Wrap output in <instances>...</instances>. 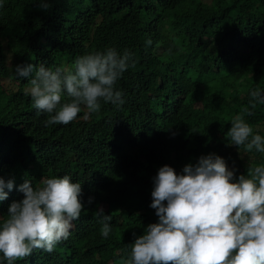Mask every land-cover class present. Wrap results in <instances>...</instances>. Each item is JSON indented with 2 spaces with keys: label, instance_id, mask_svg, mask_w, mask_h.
Masks as SVG:
<instances>
[{
  "label": "trees",
  "instance_id": "16d2710c",
  "mask_svg": "<svg viewBox=\"0 0 264 264\" xmlns=\"http://www.w3.org/2000/svg\"><path fill=\"white\" fill-rule=\"evenodd\" d=\"M109 48L133 53L134 67L115 86L125 103L101 102L87 119L82 110L67 125L45 126L48 114L25 93L32 76H18L16 66L72 69L77 57ZM254 89L264 92V0H52L48 11L37 0H0V177L14 180L0 217L23 199L25 179L40 187L42 178L68 175L83 186L85 205L67 240L13 264H122L133 232L158 222L150 204L160 167L181 174L210 153L236 176L264 164V153L226 138L245 108V121L264 136V104H249ZM100 207L115 228L107 239Z\"/></svg>",
  "mask_w": 264,
  "mask_h": 264
},
{
  "label": "clouds",
  "instance_id": "9594fccd",
  "mask_svg": "<svg viewBox=\"0 0 264 264\" xmlns=\"http://www.w3.org/2000/svg\"><path fill=\"white\" fill-rule=\"evenodd\" d=\"M51 6L52 0H37L43 11ZM134 65L130 50L121 54L109 48L77 57L72 69L52 70L38 63L17 65L16 74L32 76L25 93L38 114H48L45 126L67 125L82 110L85 119L99 112L101 102L122 106L124 94L115 86ZM249 96L251 108L264 104V92L254 89ZM245 114L252 112L245 108L232 118L226 133L229 146L264 153V136L254 134ZM228 165L223 157L210 153L195 164H186L181 174L171 166L160 167L153 177L150 204L158 222L147 225L139 236L133 232L122 264H264V164H249L246 174L239 176ZM41 185L34 187L25 179L18 187L23 199L13 201L7 216L0 217V259L7 264L37 249L52 252L69 238L76 225L73 221L84 210L83 186L70 176L42 178ZM13 187V179L0 177V202L7 199L5 188ZM93 199L89 197L88 203ZM96 215L102 221L101 235L107 239L111 216L102 207Z\"/></svg>",
  "mask_w": 264,
  "mask_h": 264
},
{
  "label": "bare ground",
  "instance_id": "6f19581e",
  "mask_svg": "<svg viewBox=\"0 0 264 264\" xmlns=\"http://www.w3.org/2000/svg\"><path fill=\"white\" fill-rule=\"evenodd\" d=\"M106 125H107V124H106ZM164 125H165V124H164ZM104 126H105V125H104ZM163 127H164V126H163ZM165 128H166V126H165ZM167 128H168V127H167ZM167 128H166V129H167ZM161 129H162V128H161ZM108 130H109V129H108ZM168 130H169V129H168ZM109 131H110V130H109ZM161 131H162V130H161ZM162 132H163V131H162ZM170 132H171V131L167 132V134L170 133ZM77 153H79V152H77ZM73 156H74V155H73ZM78 156H79V155H78ZM82 157H83V156H82ZM85 157H87V156H85ZM84 159H86V158H84ZM84 159H83V160H84ZM79 161H80V160H79ZM75 162H76V161H75ZM116 164H117V163H116ZM116 164H115V165H116ZM71 166H72V165H71ZM115 167H116V166H115ZM111 170H112V169H111ZM106 174H107V173H106ZM105 176H106V175H105ZM104 180H105V179H104ZM153 214H154V213H153ZM78 219H79V218H78ZM82 219H83V218H82ZM79 220H80V219H79ZM76 221H77V220H76ZM81 221H82V220H81ZM77 222H78V221H77ZM79 222H80V221H79ZM111 222H112V221H111ZM74 223H75V222H74ZM90 223H91V222H90ZM90 223H89V224H90ZM89 224H88V225H89ZM77 225H78V224H77ZM80 225H81V224H80ZM90 225H91V224H90ZM85 226H86V225H85ZM78 227H79V226H78ZM82 228H84V227H82ZM82 228H81V229H82ZM76 229H77V228H76ZM78 229H79V228H78ZM114 229H115V228H114ZM114 229H113V230H114ZM113 230H112L111 232H113ZM100 231H101V230H100ZM100 231H99V232H100ZM118 231H119V230H118ZM77 232H78V230H77ZM80 232H81V231H80ZM114 232H115V231H114ZM114 232H113V233H114ZM81 233H82V232H81ZM95 233H97V232H95ZM97 234H100V233H97ZM111 234H112V233H111ZM115 234H116V233H115ZM115 234H114V236H115ZM92 236H93V235H92ZM119 236H120V235H119ZM93 237H94V236H93ZM96 237H97V236H96ZM100 237L103 238L101 235H100ZM121 237H122V236H121ZM110 238H111V237H110ZM112 238H114V237H112ZM93 239H94V238H93ZM95 239H97V238H95ZM97 240H98V239H97ZM64 243H65V242H64ZM65 244H66V243H65ZM66 245H67V244H66ZM66 245H65V247H68V246H69V248H71V247H70L71 244L68 245V246H66ZM87 245H89V244H87ZM58 246H59V245H58ZM59 247H60V246H59ZM69 248H66V249H69ZM56 249H57V248H56ZM86 249H87V248H86ZM57 250H58V249H57ZM69 250H70V249H69ZM87 250H88V249H87ZM39 252H40V250H39ZM84 252H85V251H84ZM41 253H42V252H41ZM43 253H44V252H43ZM44 254H45V253H44ZM46 254H47V252H46ZM46 254H45V255H46ZM48 256H50V255H48ZM48 256L46 255V259H47ZM42 257H43V255H42ZM50 257H51V256H50ZM50 257H49V259H50ZM34 259H35V258H34ZM29 261H30V260H28V262H29ZM32 261H33V260H32ZM36 261H37V260H36ZM40 261H41V260H40ZM44 261H45V260H44ZM44 261H43V262H44ZM46 261H47V260H46ZM50 261H51V260H50ZM72 261H73V260H72ZM25 262H26V261H25ZM37 262H38V261H37ZM37 262H36V263H37ZM43 262H42V263H43ZM26 263H27V262H26ZM33 263H35V262H33ZM47 263H48V261H47ZM51 263H52V262H51ZM38 264H39V263H38ZM71 264H72V263H71Z\"/></svg>",
  "mask_w": 264,
  "mask_h": 264
},
{
  "label": "rangeland",
  "instance_id": "374dc122",
  "mask_svg": "<svg viewBox=\"0 0 264 264\" xmlns=\"http://www.w3.org/2000/svg\"><path fill=\"white\" fill-rule=\"evenodd\" d=\"M6 63H7V65L10 67L11 65H12V59H7V61H6Z\"/></svg>",
  "mask_w": 264,
  "mask_h": 264
}]
</instances>
